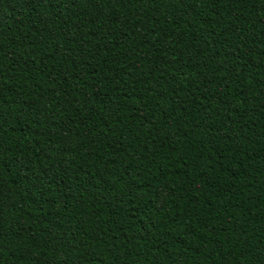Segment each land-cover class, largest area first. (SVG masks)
<instances>
[{
  "label": "trees",
  "instance_id": "trees-1",
  "mask_svg": "<svg viewBox=\"0 0 264 264\" xmlns=\"http://www.w3.org/2000/svg\"><path fill=\"white\" fill-rule=\"evenodd\" d=\"M0 264H264V0H0Z\"/></svg>",
  "mask_w": 264,
  "mask_h": 264
}]
</instances>
